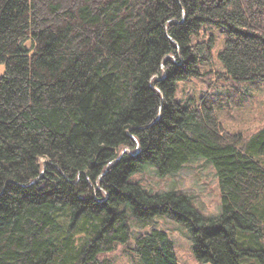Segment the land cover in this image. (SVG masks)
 <instances>
[{"label": "trees", "instance_id": "16d2710c", "mask_svg": "<svg viewBox=\"0 0 264 264\" xmlns=\"http://www.w3.org/2000/svg\"><path fill=\"white\" fill-rule=\"evenodd\" d=\"M218 37L229 89L178 100ZM0 66V264H115L98 256L130 244L127 207L185 224L200 261L264 264V125L245 137L218 117L264 85V0H0ZM196 157L215 170L216 216L130 180ZM130 251L178 264L159 229Z\"/></svg>", "mask_w": 264, "mask_h": 264}, {"label": "rangeland", "instance_id": "374dc122", "mask_svg": "<svg viewBox=\"0 0 264 264\" xmlns=\"http://www.w3.org/2000/svg\"><path fill=\"white\" fill-rule=\"evenodd\" d=\"M221 50L222 39L218 37L213 49L214 65L211 67L213 71L210 67H205L204 70H209L210 73L205 74L200 80L179 82L176 93L178 100L188 97L199 98L209 92L225 93L229 89L230 84L225 80H217L218 77L214 73L224 71L218 58ZM3 70L4 67L0 66V74ZM242 93L245 97L242 98L240 107L231 105V109L223 108L218 112V117L225 130L233 134L242 133L248 137L264 125V85L253 89L245 87ZM130 180L152 193L178 191L186 194L190 197L191 204L206 217L216 216L221 211L217 176L212 164L203 157L189 160L179 172L166 177H160L152 165L145 164L143 170L133 174ZM127 212L132 228L130 244L127 247L119 246L110 253H101L99 259L107 257L115 264H136L135 257L130 251L135 236L141 232L159 229L165 231L173 241L178 264H212L195 257L192 234L185 224L177 222L169 215H156L150 219L138 220L132 215L129 207ZM61 219L66 223L65 217Z\"/></svg>", "mask_w": 264, "mask_h": 264}]
</instances>
